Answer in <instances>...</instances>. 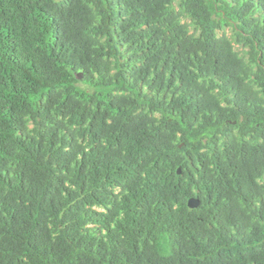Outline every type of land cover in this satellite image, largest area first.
Listing matches in <instances>:
<instances>
[{
  "label": "trees",
  "instance_id": "1",
  "mask_svg": "<svg viewBox=\"0 0 264 264\" xmlns=\"http://www.w3.org/2000/svg\"><path fill=\"white\" fill-rule=\"evenodd\" d=\"M0 264H264V0H0Z\"/></svg>",
  "mask_w": 264,
  "mask_h": 264
},
{
  "label": "water",
  "instance_id": "2",
  "mask_svg": "<svg viewBox=\"0 0 264 264\" xmlns=\"http://www.w3.org/2000/svg\"><path fill=\"white\" fill-rule=\"evenodd\" d=\"M77 77L79 78V79H81L82 77H83V74L82 73H79L78 75H77ZM189 207L191 208V209H196V208H198L199 207V205H200V200L198 199V198H195V197H192L190 200H189Z\"/></svg>",
  "mask_w": 264,
  "mask_h": 264
},
{
  "label": "rangeland",
  "instance_id": "3",
  "mask_svg": "<svg viewBox=\"0 0 264 264\" xmlns=\"http://www.w3.org/2000/svg\"><path fill=\"white\" fill-rule=\"evenodd\" d=\"M226 32H227L228 36L233 39V35H234L233 29L229 27L226 29ZM235 46H236L237 50H240V51L242 50L241 46H239L238 44L235 43Z\"/></svg>",
  "mask_w": 264,
  "mask_h": 264
}]
</instances>
